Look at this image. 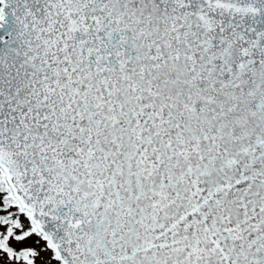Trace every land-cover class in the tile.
I'll use <instances>...</instances> for the list:
<instances>
[{"label":"snow or ice","instance_id":"obj_1","mask_svg":"<svg viewBox=\"0 0 264 264\" xmlns=\"http://www.w3.org/2000/svg\"><path fill=\"white\" fill-rule=\"evenodd\" d=\"M0 264H264V0H0Z\"/></svg>","mask_w":264,"mask_h":264}]
</instances>
